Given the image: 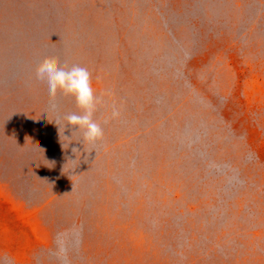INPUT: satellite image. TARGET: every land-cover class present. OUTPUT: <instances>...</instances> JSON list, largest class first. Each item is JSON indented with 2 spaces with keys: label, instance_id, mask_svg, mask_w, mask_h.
Instances as JSON below:
<instances>
[{
  "label": "rangeland",
  "instance_id": "obj_1",
  "mask_svg": "<svg viewBox=\"0 0 264 264\" xmlns=\"http://www.w3.org/2000/svg\"><path fill=\"white\" fill-rule=\"evenodd\" d=\"M211 1L193 13L194 0H63L96 42L85 68L104 137L76 173H55L66 152L39 154L43 86L0 89V264H264V0ZM171 36L179 72L156 70ZM186 117L204 121L207 157L226 161L237 187L206 157L173 151Z\"/></svg>",
  "mask_w": 264,
  "mask_h": 264
},
{
  "label": "water",
  "instance_id": "obj_2",
  "mask_svg": "<svg viewBox=\"0 0 264 264\" xmlns=\"http://www.w3.org/2000/svg\"><path fill=\"white\" fill-rule=\"evenodd\" d=\"M138 1H143V4L146 2V0ZM207 2L212 1L194 0L192 12H203L208 5ZM223 3L221 0L216 1L217 11L221 10L220 6ZM67 7L68 5L63 3V0H0V12H5L4 17L0 18V89L14 85L13 82L17 78L28 82L37 81L36 84L43 86V91L47 97L42 105V121L46 126L43 140L39 142L41 147L39 154H48V158L55 161L57 154L54 151H49L46 145L52 149H57L59 153V149H65L66 152L60 160L62 165L60 164L57 169H54L55 173L60 171L76 173L82 166L91 161L100 143L97 141L95 144H91L85 141L82 130L75 131L71 126H67V115L81 112L74 97L63 96L58 93L54 101L57 108L53 111L50 108L52 101H50L47 84L36 79L35 75L37 65L45 57H55L60 61L61 66L69 68L73 65L82 67H85L86 64L92 65L96 42H92L90 38L84 36V32L78 31L80 25L79 18L76 19L78 15L71 5L68 10ZM250 8L254 12L251 6ZM170 19L174 21L183 20L174 13H171ZM68 22L70 25L66 26L65 24ZM168 40L173 47L168 50L169 52L166 49L163 50L162 58H165V61L159 60L160 64L156 65L155 69L161 70L173 66L179 72L175 65V61L181 52L178 47V38L171 36ZM81 41L85 46L82 45L80 50L76 49V43H81ZM180 58L182 59V56ZM2 114L0 113V117ZM179 125L180 123H177V127H174V137L176 138L173 137V139H176L177 144L172 145L173 151L177 152L178 149L185 147L191 149V153L195 157H206L207 161L204 163V167L207 168L209 174L216 175L218 172L226 171L224 188L237 187L241 179L237 177L236 171L230 168L226 161L207 157L211 147L208 149L210 141L206 135L204 121L198 119L197 123H193L190 117H186L183 123ZM64 136L68 139H65ZM11 137L9 147L14 150L21 138L14 132ZM0 143H5L3 136H0ZM73 148L77 151L73 152ZM101 160L99 158L97 163L90 164L94 165L93 168L96 169V172H99L98 167ZM227 167L230 170H227ZM94 169L92 170L95 171ZM143 172L140 173L139 177L145 175ZM115 177L118 181L121 180L119 175ZM76 182L80 187H90L93 183V175L91 173L79 175Z\"/></svg>",
  "mask_w": 264,
  "mask_h": 264
},
{
  "label": "clouds",
  "instance_id": "obj_3",
  "mask_svg": "<svg viewBox=\"0 0 264 264\" xmlns=\"http://www.w3.org/2000/svg\"><path fill=\"white\" fill-rule=\"evenodd\" d=\"M36 79L46 82L50 97V108L55 111L57 108V94L72 96L77 107L81 110L79 114L67 115V126L75 131H83V139L91 144L102 141L104 131L101 124L94 120V113L100 98L95 94L92 87L91 73L87 68L73 65L72 67L61 66L60 61L55 57H45L36 67ZM119 112L115 109L112 117H117ZM65 137V136H64ZM65 139H68L65 137ZM77 150L73 148V152Z\"/></svg>",
  "mask_w": 264,
  "mask_h": 264
}]
</instances>
